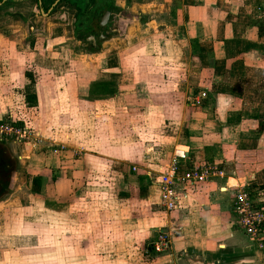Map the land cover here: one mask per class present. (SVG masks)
Returning a JSON list of instances; mask_svg holds the SVG:
<instances>
[{"label": "crops", "instance_id": "0c3cea01", "mask_svg": "<svg viewBox=\"0 0 264 264\" xmlns=\"http://www.w3.org/2000/svg\"><path fill=\"white\" fill-rule=\"evenodd\" d=\"M57 1L0 3V118L53 139L55 152L44 143L34 157L36 196L61 179L77 191L103 183L104 206L109 198L130 203L119 213L135 211L115 236L127 250L86 264H264V242L233 224L230 191L249 184L264 207V0H111L112 34L95 51L81 49L75 10ZM173 153L226 174L186 188L166 212L153 179ZM158 233L165 252L153 249Z\"/></svg>", "mask_w": 264, "mask_h": 264}, {"label": "rangeland", "instance_id": "374dc122", "mask_svg": "<svg viewBox=\"0 0 264 264\" xmlns=\"http://www.w3.org/2000/svg\"><path fill=\"white\" fill-rule=\"evenodd\" d=\"M83 19L84 26L78 29L76 27L79 23L74 21L75 37L79 40L81 49L89 51L91 48L83 39L86 35L83 30L91 29L97 33L98 27L93 24L98 18L95 15L91 21ZM112 27V23L108 22L104 26L106 37L111 36ZM100 43L101 41L97 42V47ZM139 136L154 143L158 141L154 136ZM1 145L16 161V170L8 191L0 199V264H86L99 255L106 262L114 260L122 249L127 250L124 246L116 247L114 241L121 233L120 229L128 231L131 225L128 223V219H131L129 216H135L132 209H129L128 215L126 211L119 213L120 208L130 205L129 202L116 203L108 198L104 206L103 192L106 185L103 183L102 187L89 183L88 188L84 183V188L77 191L72 183L63 179L58 187L48 185L49 194L44 192V195L36 196L31 186L36 180L34 177L40 175L43 164L34 157L43 148H28L10 143ZM22 154L29 159L22 158L18 161ZM246 185L247 188L250 187L249 184ZM111 191L107 195H111ZM119 221L122 222L120 229ZM102 238L106 240L104 243ZM261 239L264 242V236ZM107 242L112 243L111 246H107ZM129 250L136 252L135 249ZM126 258H131V255L121 257V260ZM121 263L130 264L128 260Z\"/></svg>", "mask_w": 264, "mask_h": 264}, {"label": "built area", "instance_id": "2783aa9c", "mask_svg": "<svg viewBox=\"0 0 264 264\" xmlns=\"http://www.w3.org/2000/svg\"><path fill=\"white\" fill-rule=\"evenodd\" d=\"M203 97L205 94L200 93L194 104L199 105ZM0 143L22 145L28 148H37L47 143L46 146L51 151L55 149L52 146L54 142L51 137L43 138L38 132L24 126L15 117L9 115L0 118ZM58 149L62 150L64 147L58 146ZM225 174L224 167L220 163L213 161L188 163L183 153H173L168 164L153 179L158 192V204L166 212L175 211L180 208L182 200L185 199L186 188H192L213 179H224ZM246 186V184L230 186L233 224L251 243L261 247L263 244L261 238L264 236V207L259 200L252 197V188ZM152 246L156 252L167 251L169 248L167 235L158 233Z\"/></svg>", "mask_w": 264, "mask_h": 264}, {"label": "flooded vegetation", "instance_id": "af4514ba", "mask_svg": "<svg viewBox=\"0 0 264 264\" xmlns=\"http://www.w3.org/2000/svg\"><path fill=\"white\" fill-rule=\"evenodd\" d=\"M103 12H101L102 14ZM100 14V15H101ZM99 18V17H98ZM97 23V20H96ZM98 27V25L96 26ZM105 28H99L97 33H94L91 31V29H84V33H86L85 37L89 34H93L95 38L98 36L99 32L103 31V34L105 33ZM0 143V199L2 196L8 191L10 187L11 179L15 173L16 170V161L13 159V157L9 154V152L3 147Z\"/></svg>", "mask_w": 264, "mask_h": 264}, {"label": "trees", "instance_id": "16d2710c", "mask_svg": "<svg viewBox=\"0 0 264 264\" xmlns=\"http://www.w3.org/2000/svg\"><path fill=\"white\" fill-rule=\"evenodd\" d=\"M4 1L5 0H0V3L4 2ZM57 2L58 3L59 2L68 3L75 10V20L77 23H79L78 26L76 27L77 29L84 26L85 20L83 18L88 19V17H86V16L91 11V9L93 10L94 13L95 12L101 13L109 5H111V0H107L103 5H98V2H96V0H58ZM24 82L25 83L31 82V80L29 79V74L26 72L24 73ZM27 98H30V97H27ZM27 98L24 99L25 103L29 102V99H27ZM31 98H33V97H31Z\"/></svg>", "mask_w": 264, "mask_h": 264}, {"label": "water", "instance_id": "95a60500", "mask_svg": "<svg viewBox=\"0 0 264 264\" xmlns=\"http://www.w3.org/2000/svg\"><path fill=\"white\" fill-rule=\"evenodd\" d=\"M112 12H115V9L111 6H108L103 11V13L97 19V23H96L99 28H103L105 25H107V22L109 21ZM105 38L106 36L103 34V31L99 32L96 38L93 34H89L87 35V37H83L84 41L88 42V45L92 50H96L97 42L103 41Z\"/></svg>", "mask_w": 264, "mask_h": 264}]
</instances>
